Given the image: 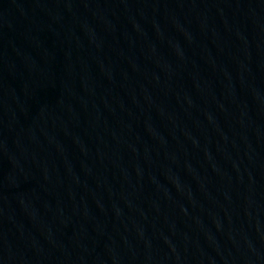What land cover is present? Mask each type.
<instances>
[{
  "label": "water",
  "instance_id": "1",
  "mask_svg": "<svg viewBox=\"0 0 264 264\" xmlns=\"http://www.w3.org/2000/svg\"><path fill=\"white\" fill-rule=\"evenodd\" d=\"M0 264H264V0H0Z\"/></svg>",
  "mask_w": 264,
  "mask_h": 264
}]
</instances>
